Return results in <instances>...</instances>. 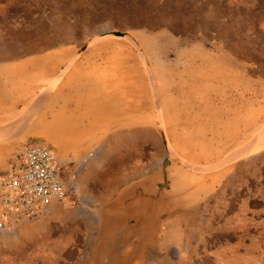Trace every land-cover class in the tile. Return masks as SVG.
Listing matches in <instances>:
<instances>
[{"label":"rangeland","instance_id":"rangeland-1","mask_svg":"<svg viewBox=\"0 0 264 264\" xmlns=\"http://www.w3.org/2000/svg\"><path fill=\"white\" fill-rule=\"evenodd\" d=\"M0 62H22L23 91L39 92L0 125V146L31 142L82 62L130 110L103 122L104 142L110 130L131 137L107 175L137 189L149 170L151 204L141 229L117 225L113 197L71 198L69 225L32 228L45 213L0 234V264H264V0H0ZM234 120L238 144L206 164L201 145H221Z\"/></svg>","mask_w":264,"mask_h":264},{"label":"crops","instance_id":"crops-1","mask_svg":"<svg viewBox=\"0 0 264 264\" xmlns=\"http://www.w3.org/2000/svg\"><path fill=\"white\" fill-rule=\"evenodd\" d=\"M21 66L22 62L7 64L0 62V125L12 122L21 111H28L34 107V102L39 99L38 86L33 87L30 84L25 88V92L23 91L27 78L24 79V75H21L22 70L19 69ZM53 71L57 72L58 67ZM53 71L51 77H46L42 81L46 82L45 89L54 77ZM100 83L102 84V80L91 76L82 62L77 64L63 79L58 90L46 99L41 110L44 112L31 125L27 137L30 143L44 144L54 152L64 184L69 190L76 188L73 197L77 202L80 203L87 197L94 201L95 197L100 196L103 203H109L110 197H113L114 205L118 207L119 214L115 220L118 226L129 225V222L135 219V224L133 221L130 224L132 227L147 229L151 206L149 170L146 174L138 175L137 180H142V183L137 189L125 187L123 182L119 183L118 175L113 179L107 175L110 173L111 165L115 163L118 151L127 146L131 137L127 129L113 132L110 130L111 133L104 142L101 138L103 122L116 118L120 111L130 110L122 102L119 104L116 97L103 92ZM109 89L108 86L107 90ZM235 123L237 124L236 120L231 121L229 127L227 126V134L221 138L223 141L221 145H208V140L201 145L209 152L204 155L206 164L217 162V156L221 157L225 151H229L232 143V146L238 144L241 138L236 134L240 129L236 128ZM204 131L207 135L206 129ZM143 144L144 142L141 146ZM21 151L22 149L0 146V174H13L20 169ZM110 181H113L112 184L108 183ZM61 205L63 204H52L43 214L49 213L48 220L50 217H61L60 223L69 225L71 213ZM104 210L111 221L113 210L111 208ZM48 220L38 221L32 228L40 227L41 231L49 234L51 223ZM125 233L123 231L121 237ZM146 248L148 249V246Z\"/></svg>","mask_w":264,"mask_h":264},{"label":"built area","instance_id":"built-area-1","mask_svg":"<svg viewBox=\"0 0 264 264\" xmlns=\"http://www.w3.org/2000/svg\"><path fill=\"white\" fill-rule=\"evenodd\" d=\"M22 165L13 174H0V234L16 222L43 214L52 204L75 200L76 188L64 184L54 152L41 143L21 151ZM73 202V201H71Z\"/></svg>","mask_w":264,"mask_h":264},{"label":"water","instance_id":"water-1","mask_svg":"<svg viewBox=\"0 0 264 264\" xmlns=\"http://www.w3.org/2000/svg\"><path fill=\"white\" fill-rule=\"evenodd\" d=\"M113 36L119 37V36H122V35H121V33H111V34H109V35H107V36H105V37H113ZM72 61H74V60H72ZM69 66H70V64H68V65L66 66V68L62 71V73L60 74L59 77H62V76L64 75L65 70L68 69Z\"/></svg>","mask_w":264,"mask_h":264},{"label":"bare ground","instance_id":"bare-ground-1","mask_svg":"<svg viewBox=\"0 0 264 264\" xmlns=\"http://www.w3.org/2000/svg\"><path fill=\"white\" fill-rule=\"evenodd\" d=\"M259 143H260V142H259ZM259 143H257V145H258Z\"/></svg>","mask_w":264,"mask_h":264}]
</instances>
